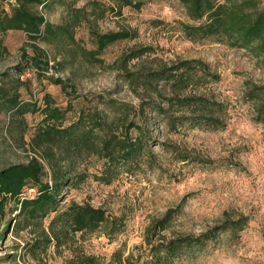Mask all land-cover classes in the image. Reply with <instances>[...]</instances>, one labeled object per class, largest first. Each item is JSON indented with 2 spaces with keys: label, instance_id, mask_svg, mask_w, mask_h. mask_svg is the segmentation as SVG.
Masks as SVG:
<instances>
[{
  "label": "rangeland",
  "instance_id": "rangeland-1",
  "mask_svg": "<svg viewBox=\"0 0 264 264\" xmlns=\"http://www.w3.org/2000/svg\"><path fill=\"white\" fill-rule=\"evenodd\" d=\"M92 1L105 10L100 16L91 15ZM132 1L139 7L117 12L111 0L30 6L54 24L66 22L69 9L84 8L99 32H130L96 58L87 51L93 43L85 20L73 30L76 50L65 39L43 42L22 30L0 31V169L35 157L43 180L52 181L49 163L61 166L69 183L57 190L59 206L88 203L116 222L112 233L77 232L59 247L52 241L33 251L30 244L43 237L52 214L40 225L16 232L11 224L6 230L16 214L8 210L14 202L7 201L0 217V264H66L77 254L108 264L116 251L130 264H155L158 244L241 219V228L215 233L161 264H264V64L223 37H184L179 22L192 21L178 0ZM256 3L263 6V0ZM15 4L0 0V16ZM33 55L40 56L41 68L32 64ZM57 77L64 89L51 82ZM47 95L64 114L53 124L82 120L76 134L95 139L105 132L95 120L111 123L118 136L142 142L138 154L110 161L89 143L73 149L59 142L38 145ZM171 96L197 104L179 108L165 101ZM12 103L24 112L10 110ZM168 215L162 229L158 221Z\"/></svg>",
  "mask_w": 264,
  "mask_h": 264
},
{
  "label": "trees",
  "instance_id": "trees-1",
  "mask_svg": "<svg viewBox=\"0 0 264 264\" xmlns=\"http://www.w3.org/2000/svg\"><path fill=\"white\" fill-rule=\"evenodd\" d=\"M50 0H16L11 13L0 16V31L15 29L22 30L33 38H39L43 42H52L65 39L67 44L78 49L77 41L73 30L80 25L83 20L88 24V31L93 43V48L87 50L91 57L96 58L109 44L128 38L131 36L127 30L109 31L101 33L93 25L84 8L69 9L68 20L61 24H54L44 18V16L31 9V5L44 6ZM116 5L110 6L114 12L120 11L124 6L138 8L139 4H134L132 0H111ZM184 7L185 15L191 23L180 21V30L184 37L190 41H200L205 38H225L231 46L248 49L256 57L260 58L264 64V0L260 8L256 0H178ZM91 15L100 16L105 10L100 2L92 1ZM145 51V50H142ZM138 52L135 56H138ZM31 62L36 68H41L42 61L39 55L31 56ZM46 64V62H44ZM186 65V64H183ZM186 68H190L187 66ZM156 75V74H155ZM162 75V73L158 74ZM173 77H176L173 75ZM156 78V77H155ZM51 82L65 88V82L57 77ZM176 82V81H175ZM2 93L0 87V95ZM165 101L179 108L192 106L197 101L189 98L167 97ZM264 104V99L263 102ZM50 96H45V106L42 108V125L37 131L35 138L38 145L48 143H62L65 148H76L81 142L89 143V147H94L97 153L108 157L110 161L121 159L126 161L138 154L142 147L141 141L130 139L125 136H118L111 129V123H103L95 120V127L105 131L103 136L97 135L95 139L89 134L82 138L76 131L85 123L76 120L68 126L53 124L54 121L63 119V112L58 106H52ZM11 105V104H10ZM23 113L24 110L12 103L10 110ZM155 111L164 114L166 109L155 105ZM92 119V115L89 116ZM183 119V118H182ZM185 119V118H184ZM52 169V181H44L45 175L42 163L35 157H31L25 163H16L6 168L0 169V217L4 215V206L7 201H13V208H9L11 214L15 213L5 224L7 230L13 225V229L18 232L30 225H40L44 218L52 214L48 223V230L43 229V237L36 239L32 244V250L45 247L54 241L56 246L66 243L70 234L80 232L92 233L99 229H109L112 233L116 230L115 218H111L102 207H95L88 203L71 202L65 206H59L57 190L69 183V178H65L67 171L61 166L49 163ZM27 188L26 193L23 189ZM34 193L30 196L29 193ZM171 218L168 216L160 219L158 224L162 229ZM244 220L228 221L222 226H216L208 233L199 237L185 235L170 239L166 243L155 246V264H161L162 260L173 258L181 252L183 248L191 246H202L211 240L215 233L230 229H238L243 225ZM66 264H100L96 256L75 255L66 260ZM108 264H130L128 257L122 258L117 251L111 255Z\"/></svg>",
  "mask_w": 264,
  "mask_h": 264
}]
</instances>
